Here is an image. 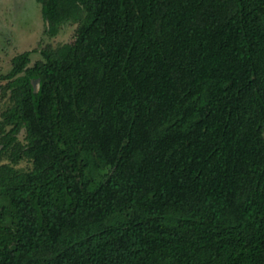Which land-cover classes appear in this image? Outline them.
Masks as SVG:
<instances>
[{
	"label": "trees",
	"instance_id": "trees-1",
	"mask_svg": "<svg viewBox=\"0 0 264 264\" xmlns=\"http://www.w3.org/2000/svg\"><path fill=\"white\" fill-rule=\"evenodd\" d=\"M39 1L78 26L2 76L0 264H264V0Z\"/></svg>",
	"mask_w": 264,
	"mask_h": 264
},
{
	"label": "rangeland",
	"instance_id": "rangeland-1",
	"mask_svg": "<svg viewBox=\"0 0 264 264\" xmlns=\"http://www.w3.org/2000/svg\"><path fill=\"white\" fill-rule=\"evenodd\" d=\"M77 26L74 20L66 21L60 24L59 32L53 34L44 17L41 1L0 0V86L6 84L7 80L2 76L11 71L16 55L33 50L31 54L33 65L43 57L41 48L48 44L58 47L69 42ZM8 101L0 89V119ZM6 161L9 160L0 159V164ZM25 165L28 163L24 161L20 163V166Z\"/></svg>",
	"mask_w": 264,
	"mask_h": 264
},
{
	"label": "water",
	"instance_id": "water-1",
	"mask_svg": "<svg viewBox=\"0 0 264 264\" xmlns=\"http://www.w3.org/2000/svg\"><path fill=\"white\" fill-rule=\"evenodd\" d=\"M35 84H36V89L38 90L39 87H40V79H38L37 82H36Z\"/></svg>",
	"mask_w": 264,
	"mask_h": 264
}]
</instances>
